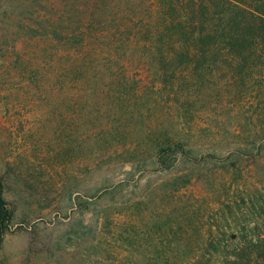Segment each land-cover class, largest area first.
<instances>
[{"label":"trees","instance_id":"obj_1","mask_svg":"<svg viewBox=\"0 0 264 264\" xmlns=\"http://www.w3.org/2000/svg\"><path fill=\"white\" fill-rule=\"evenodd\" d=\"M41 2L43 13L37 9ZM26 3L34 7L33 37L48 46L46 64L34 63L31 71L36 78L43 73L50 96L57 88L63 105L75 106L80 142L95 136L113 141L97 145L95 158L121 151L124 165H150L174 175L169 186L176 192L193 179L179 174L187 169L178 165H219L214 176L225 181L227 192L224 198L214 191L204 196L197 245L172 248L170 233L163 232L153 250L137 254L140 264H264V174L252 177L254 170L239 163L246 154L232 144H222L233 150L225 157L204 154L205 139L218 135L204 137L208 127L191 118L181 102L203 95L199 88L190 91L206 83L215 89L264 87V0ZM95 107L98 115L89 111ZM64 118L71 120L67 112ZM234 137L245 145L259 138L253 163L263 161L264 135L253 141ZM83 145L79 159L87 162ZM5 214L0 179V215ZM90 233L89 243L101 250L95 229ZM124 252L118 248L113 259L100 254L98 264H139L135 258L124 262Z\"/></svg>","mask_w":264,"mask_h":264},{"label":"rangeland","instance_id":"obj_2","mask_svg":"<svg viewBox=\"0 0 264 264\" xmlns=\"http://www.w3.org/2000/svg\"><path fill=\"white\" fill-rule=\"evenodd\" d=\"M26 2L0 0V179L6 212L0 215V264H98L100 254L113 259L118 248L125 251L124 262L135 258L140 264L137 254L153 250L163 232L170 233L172 248L197 245L204 196L214 191L224 198L227 192L225 181L214 176L219 165H178L187 169L179 174L193 179L176 192L169 186L174 175L150 165H124L121 151L95 158L97 145L113 141L95 136L80 142L75 106L66 108L57 88L50 96L43 73L36 78L31 71L34 63L46 64L48 46L33 37L34 7ZM43 6L37 7L40 13ZM195 88L203 95L182 99L183 108L208 127L204 137L218 135L205 139L204 154L225 157L233 150L222 144H232L246 154L239 163L254 170L252 177L262 176L264 159L253 163L259 138L245 145L234 136L263 137L264 87L215 89L206 83L190 92ZM97 110L89 111L98 115ZM82 144L87 162L79 159ZM91 229L103 252L89 243Z\"/></svg>","mask_w":264,"mask_h":264}]
</instances>
